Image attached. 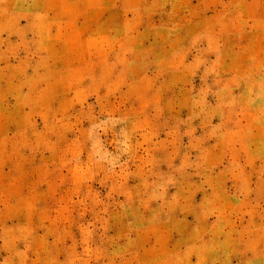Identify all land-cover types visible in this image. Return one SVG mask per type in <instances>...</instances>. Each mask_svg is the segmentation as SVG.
I'll return each mask as SVG.
<instances>
[{"label":"rangeland","instance_id":"rangeland-1","mask_svg":"<svg viewBox=\"0 0 264 264\" xmlns=\"http://www.w3.org/2000/svg\"><path fill=\"white\" fill-rule=\"evenodd\" d=\"M0 264H264V0H0Z\"/></svg>","mask_w":264,"mask_h":264}]
</instances>
